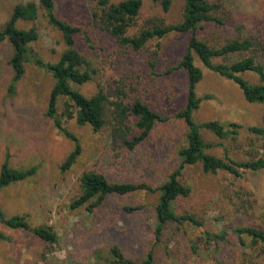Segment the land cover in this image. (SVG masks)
Wrapping results in <instances>:
<instances>
[{
  "label": "rangeland",
  "instance_id": "rangeland-1",
  "mask_svg": "<svg viewBox=\"0 0 264 264\" xmlns=\"http://www.w3.org/2000/svg\"><path fill=\"white\" fill-rule=\"evenodd\" d=\"M39 0H0V28L18 2ZM119 2L122 0H111ZM218 6L214 15L221 23L206 22L196 35L212 46L232 39H249L250 49L214 58L216 63H231L252 56L264 71V0H208ZM55 15L81 28L75 36V48L91 61L90 80L71 86L87 97L102 87L115 98L117 88L123 100L146 102L153 110L169 116L155 123L145 141L128 149L116 125L107 113L105 125L93 131L79 125L75 107L65 96L57 99V115L62 126L79 141L81 152L70 168L60 166L74 142L55 127L46 116L51 73L34 63L33 58L55 62L65 45L62 34L48 22L39 6L34 20H19L17 27H35L38 37L28 45L24 74L14 79L9 64L13 53L7 40L0 42V170L6 164L12 170L33 172L25 178L0 187V264H120L111 252L117 246L126 258L141 261L149 251L152 264H264L260 242L242 235L240 242L233 229L249 226L264 231V169L246 170L240 177L226 171L204 173L199 163L185 165L179 176L190 186V194L172 203L178 213L193 214L201 226L189 222L166 224L162 240L155 241V205L158 191L136 190L124 195L111 194L93 211L85 203L72 208L82 188L83 172L102 173L110 182H145L158 187L181 162L179 150L186 145V125L175 117L185 103L186 73L174 68L185 52L189 33L170 32L150 39L142 48L121 45L101 28L94 17L97 0H54ZM183 0H173L163 11L159 3L143 0L138 16L127 28L134 35L150 18L176 23L182 16ZM203 78L196 86L201 98L193 112L196 122L217 120L229 128L236 123L237 134L220 138L201 129L204 141L212 144L206 151L217 157L235 160L261 156L264 139L249 126L264 128V103L248 102L233 81L205 67L195 56ZM251 84L260 83L252 71L241 73ZM68 104L73 117L64 114ZM135 118L127 119V137L138 132ZM124 206L139 207L127 211ZM23 216L29 226L12 227L4 220ZM48 226L56 240L46 242L31 228ZM223 233L222 239L214 234ZM209 237V238H207Z\"/></svg>",
  "mask_w": 264,
  "mask_h": 264
},
{
  "label": "trees",
  "instance_id": "trees-1",
  "mask_svg": "<svg viewBox=\"0 0 264 264\" xmlns=\"http://www.w3.org/2000/svg\"><path fill=\"white\" fill-rule=\"evenodd\" d=\"M152 1L159 3L163 11H167L173 3V0ZM142 2L143 0H122L117 3L111 0H97L98 10L94 12V17L99 21L101 28L115 37L121 45L130 46L133 49L142 48L150 39H160L170 32L190 34L185 52L177 66L173 67V69L181 68L186 73L185 103L175 114V117L182 119L186 125V145L178 152L181 158L180 165L169 173L167 179L158 187H152L145 182H110L102 173L95 171L83 172L80 177L82 192L73 200L71 207L75 208L88 203L86 209L91 212L111 194L124 195L136 190L158 191L155 205L156 225L153 231L154 239L158 242L162 240L164 227L170 222H189L195 226L203 224L202 220L196 218L193 214H178L172 208V203L177 197H186L191 191L190 186L183 184L179 179L185 165L199 163L204 173L214 174L219 170H223L237 177H240L242 172L246 170L264 169V148L261 156L244 160H235L228 155H225V158H220L206 151L212 144L204 141L201 129L209 130L220 138L232 137L234 139L239 125L230 122L227 125L230 127L227 128L217 120L196 122L193 119V112L199 107L201 101V98L197 96L196 86L203 78L202 70L195 63V56L212 72L236 83L241 89L244 99L248 102L264 103V71L252 56L243 57L229 64L213 61L214 58L229 53L248 50L251 48L252 42L249 39H232L220 46H212L198 37L196 30L202 27L204 23H221L220 18L214 15L218 6L208 0H183L180 21L165 23L163 20L150 18L137 34H127V28L138 16ZM54 5V0H39L38 4L34 1L16 3L10 17L0 28V42L7 40L12 47L13 53L9 64L14 73V79H18L24 74V64L29 59L28 45L37 39L38 33L35 27L28 29L17 27V22L19 20H34L38 15L40 6L45 11L48 22L62 34L65 48L55 62H44L37 57L33 58V61L38 66L48 70L54 79L48 98L46 116L53 119L55 127L74 142L73 149L60 166L61 170L65 171L75 162L81 152V147L78 138L62 126L57 115L56 104L60 95L67 97L72 102V106L75 107L76 122L79 125L88 124L93 131H99L103 128L106 122L105 115L108 113L113 119V124L116 125L114 131L120 133L128 149H133L136 145L145 141L155 123L165 121L169 116L153 110L140 99H136L131 103L124 102L123 90L120 88H117L115 98L112 95H107L102 87H99L91 97H87L73 88L72 84H83L90 80L94 68L91 61L75 48L74 36L81 31V28L58 18L54 13ZM246 71L256 73L261 82L249 83L241 76V73ZM72 112L73 110L66 104L64 108L65 116L68 118L73 117ZM130 117L136 119L134 124L138 132L131 135V137H127L123 126L128 129L127 132L130 130L129 125H126L125 122ZM248 128L255 135L264 139L263 127L249 126ZM32 172V169L27 171L12 170L6 164H3L0 170V187L21 180ZM138 208L124 206L127 211ZM23 218V216L15 215L4 220V222L15 228L24 227L27 229L29 226ZM30 230L46 242L52 243L56 240V234L48 226L34 227ZM233 232L243 244V234L251 236L254 242H260L261 250L264 253V231L254 227L240 226L234 228ZM214 236L222 239L224 234L218 233ZM111 252L115 257V261L120 264L153 263L152 251H149L141 261L126 258L117 246H113Z\"/></svg>",
  "mask_w": 264,
  "mask_h": 264
}]
</instances>
